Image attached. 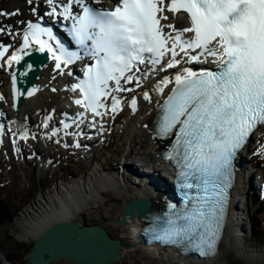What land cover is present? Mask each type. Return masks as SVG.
Wrapping results in <instances>:
<instances>
[{"label":"snow or ice","instance_id":"6c2138e0","mask_svg":"<svg viewBox=\"0 0 264 264\" xmlns=\"http://www.w3.org/2000/svg\"><path fill=\"white\" fill-rule=\"evenodd\" d=\"M47 2L52 6L48 15L73 21V38L94 60L84 78L72 85V91L79 89L82 94L75 103L94 116L104 114L101 108L107 111L102 97L113 91H131L122 88V79L127 83L135 79L139 87V77L126 74L133 69L139 71L138 65L146 59L155 69L167 53L171 54L167 68L180 63L176 59L180 53L192 61L200 56L215 58L217 71L184 68L176 74L171 93L158 105L156 134L162 138L175 136L166 158L179 169L180 187L189 191H185L183 207L170 205L145 232L152 240L175 246L185 254L205 258L216 255L226 218L228 189L234 180L233 161L249 137L264 126V0H169L167 4L165 0H120L114 10L93 7L85 0H66L59 12L54 0ZM100 2L95 0L96 4ZM74 4L80 6V13H73ZM165 11L186 13L190 27L177 30L172 24H161L168 20ZM17 14L18 10L0 13ZM165 27L171 28L175 36L165 33ZM4 31L0 28V32ZM184 33L193 35L185 38ZM8 34H12L11 30ZM45 36L47 39H43ZM54 39L50 29L28 21L23 45L8 56L7 66L11 69L13 64L21 65L29 54L26 50L33 45L37 51L50 53L57 69L62 63L67 66L80 58L58 39L54 47L49 42ZM10 47L0 44V60ZM196 50L199 54H190ZM23 69L10 72L14 99L24 94L17 88L18 75L26 77L32 65L25 62ZM112 81L114 88L109 86ZM169 83L172 80L165 77L154 90L163 94ZM144 99H151L148 92ZM119 105L120 100L112 96L111 110L116 112ZM131 107L135 111V98ZM78 115L82 117L83 113ZM191 190H195L194 195Z\"/></svg>","mask_w":264,"mask_h":264},{"label":"bare ground","instance_id":"6f19581e","mask_svg":"<svg viewBox=\"0 0 264 264\" xmlns=\"http://www.w3.org/2000/svg\"><path fill=\"white\" fill-rule=\"evenodd\" d=\"M7 5L10 7H8L9 11H6V13H12L13 11L18 10V14L15 17L10 15H0V19L4 24L3 27L7 29H18V27H20V29H23L26 26L27 21L31 20L28 13L29 7L24 3L23 0H7ZM166 16H168V14ZM14 20L16 21V24L13 22ZM163 23L165 25L172 24L175 26V28H177L178 24H185L184 19L180 16H177L172 23L169 20H163ZM165 30L168 31V28L165 27ZM17 37H22V35H17ZM3 38L7 39V37H4V35H0V40ZM210 58L212 59V57ZM4 69V76L1 77L3 80L2 89L5 91L6 95H8L9 85L6 76L7 73L13 69V66L11 69L8 66ZM74 76H76V74H74ZM68 81L72 80L71 77H68L65 72L62 73L60 69L57 72H54L51 68H49V66H47L44 71L39 73V76L35 80V83L39 85L38 92L23 102L21 108L19 109L18 116L24 117L25 114L32 113L35 110L43 111L45 103L53 106L56 100V107H63L62 101L56 99L57 96H61V92L58 93L59 95L47 92L52 91L51 89L54 87H60L63 90L67 89V91L62 92H64L63 95L65 98L69 100L68 96L71 93V87ZM145 92L148 91L145 90L140 94L135 93L132 96H128L125 105H129V112H123L122 109L119 112H113L110 110L108 113H105L103 116L97 118V121L100 125H102V123H110L111 121L115 122V127L113 130L117 132L119 136L117 137L116 142L120 146L126 145L127 147L126 148L125 146H122L123 152L125 153V160L123 162L125 169L124 177H126V175L131 176V174L135 175L133 171L129 170L130 167L134 168V170L137 167L144 168V177L141 178V176H139V181H135V178L133 182H121L117 177L112 175L111 172L107 173L103 164L98 163L100 161H95L92 159L91 163L89 162L88 164V166L91 165L92 168L84 173L86 174L88 172L86 175L74 179L73 181H65L64 179H61L47 192H39V198L34 200L35 202L32 201L29 203L22 211V216L17 218L18 222H15L16 225L19 223V231L16 234L17 239L22 241L28 239L34 240L46 226L57 221H75L79 223L80 226L89 225L92 224L91 222L97 221V223L106 229L109 235H113L115 238L120 239L123 243L122 250H120V260L111 264L137 263L136 257L132 254L134 251L139 252L142 259L146 261L145 264H153L152 262L158 258L161 260H168L171 263L177 262L178 264H183V261H181L180 258H178L177 255H175V253L172 251L162 250L161 255L158 256L159 253H156V248L148 247L141 242H138V237L136 236V230H140L138 225H141L140 218L142 216L140 215L138 211L139 208L136 206L134 201H147L148 210H157L163 205L160 203L164 201L162 200V196L156 192V189L166 191L169 190L168 186L171 184L170 180L165 177L164 174H162L163 169H165V171L167 169L165 167H159L161 163L158 162V157L154 155L157 152L154 151L155 147L157 149H162L165 145H163V143L160 141H154V138L150 135V130L153 128V118L156 114L155 109L157 104L161 102L162 98L157 99L153 97L152 94H150L151 99L145 101L143 99ZM133 98L136 100L135 111H133L131 107V100ZM66 99L64 101H66ZM8 100L9 97H7L6 101ZM22 121L24 120L22 119ZM137 125L140 128L136 130L135 128H137ZM255 135L258 137L264 135V129L258 130L255 132ZM42 140L43 145L49 144V142L45 139ZM136 147H139L141 151L137 153L135 150ZM258 149L260 152L264 151L263 140L259 143ZM48 150V157L43 160L40 167L44 173L47 172V159H49L53 164L56 162V159L52 157V150ZM36 151L38 154H43L42 148H36ZM128 153H136L138 155V160H130L127 157ZM118 155V153L115 154V156ZM151 164H153L154 172L157 174L153 177L148 175L149 170H147V168L152 167ZM242 171H246L245 175L247 181L249 184H251L253 178L251 179L250 172H247V169L244 168ZM166 173L171 174L168 170ZM150 178L154 181L156 188L146 185H136L137 183H143L145 179ZM241 184L237 186L236 198L238 195H242L243 193V188L240 187ZM172 198L174 199V196H172ZM163 199H165V197H163ZM237 202L239 208L242 207V209H237V211H235L233 214L235 218H230L229 226L227 227L225 236L219 246L218 253L214 257L206 260L201 259L197 261H191L187 259V262L184 260L185 264H214L215 262L220 261L223 258L222 255L227 254V252H229V250L234 245L237 247L238 254L244 255L248 263L254 264L256 259L264 260V248L246 244L244 239H242V234H240V231H242V225L241 221L238 220L241 218V216L245 215V212L248 219H252V217L248 212L249 209L247 206L244 203L239 202V199ZM128 206L133 209V217L130 215H123L124 210H126ZM141 206L142 205L139 207ZM84 214H87L91 217L89 224L84 223L85 220L82 218ZM119 220H126L127 222L125 225H122L118 223ZM12 225L13 222L10 225L5 224L2 227L0 226V232L4 233V231L8 228H11ZM253 233L254 232L251 229L249 231V238L251 240L255 238ZM255 239L258 241H263L261 238ZM249 250H252V252L246 256ZM176 258L178 260H176ZM59 261L60 260L54 261L52 263ZM64 261L72 263L68 260ZM138 264L141 263L138 262Z\"/></svg>","mask_w":264,"mask_h":264},{"label":"rangeland","instance_id":"374dc122","mask_svg":"<svg viewBox=\"0 0 264 264\" xmlns=\"http://www.w3.org/2000/svg\"><path fill=\"white\" fill-rule=\"evenodd\" d=\"M8 7L10 6L7 5V0H0V13H6V11L8 12ZM13 22L16 24L15 20ZM0 25L1 27L3 26L1 20ZM1 82H3L2 79ZM125 111L126 113L129 112L128 107L124 108V112ZM19 119L22 120L24 119V117L19 116ZM114 127L115 124L113 126V129ZM105 134L106 138L101 143L95 144V148L97 149V151H99V156L95 159L93 158V160L100 161L98 163L103 164L107 173L111 172V174L115 176L116 170H114V168L112 167H117L114 166L115 164H117V162H121L120 164L124 162L125 153L123 152L122 146L126 147V145H118L116 139L119 136L114 130L111 129V132L108 130ZM262 140L264 143V135L260 137L255 135L252 138L253 159H250L246 156L244 157V161L246 163L245 165L246 167H248L247 172H250L251 179L253 178V181L254 178H259V176L254 177V175L257 174H255V171H257L258 174L260 173L264 178V151L260 152L258 149L259 143L262 142ZM61 146L62 145L59 143H49L48 145H43L41 140L36 139L30 140L26 143L22 142L21 149H18L19 155H10L12 149H9L11 151L2 149L0 150V203H5L9 209L8 216L0 224V226L2 224L10 225L13 222L11 228L6 229L4 233L0 232V264H28V253L32 246L33 239L24 241L17 239L16 234L19 231V223H17L16 225L15 222L17 221L18 217L22 216V211L26 208V206L32 201L39 198V192H47L64 177L69 180L70 178L67 177L69 176V174L77 175V178L82 177L83 175H86L88 173L87 172L86 174H84L87 170L92 168L91 165L87 167L90 160L92 159L86 157L83 154H75V156H72L68 152L65 153ZM36 148H42L43 154L36 153ZM48 149L52 150L51 154L52 157L56 159V162L53 164L49 159H47V172L44 173L42 168L40 167L43 160L48 157ZM135 150L137 153L141 151L139 147H136ZM116 153H118L119 155L115 156ZM128 154L127 157L130 160H138V155L136 153ZM122 165L124 166V164ZM106 166H108V169ZM129 170L134 172L135 175L130 173V178H136L135 181H139V176H141V178L144 177L143 174L145 169L142 167H137L135 170L134 168L130 167ZM147 170H150V168H147ZM53 179H56V182L53 183ZM125 181L128 182V180ZM255 182L257 183L258 181L255 180ZM262 185L260 187H262ZM257 187L258 186H256V188ZM248 212L250 213L252 219H248L245 212V219L242 222L244 226V229L242 231L244 237H242V239H244L246 244L264 248V213L256 214V212ZM82 218L83 220H85V224H89L91 221V217L87 214H84ZM254 222L257 223L255 231H253L254 237L261 238L263 241H258L255 238L251 240L249 238V231L252 229L251 224ZM91 223L92 224L89 225L99 224L97 223V221ZM110 236L115 238L113 235ZM132 254L136 257L137 263L134 262L129 264H138V262L141 264H145L146 261L142 259L138 251H134V253ZM222 257L223 258L220 261L215 262L214 264H250L245 257L235 251V248H231L229 252H227V254L225 255H222ZM152 263L178 264L177 262L171 263L168 260H161L159 258ZM52 264L72 263L60 260L59 262ZM254 264H264V260L256 259Z\"/></svg>","mask_w":264,"mask_h":264},{"label":"water","instance_id":"95a60500","mask_svg":"<svg viewBox=\"0 0 264 264\" xmlns=\"http://www.w3.org/2000/svg\"><path fill=\"white\" fill-rule=\"evenodd\" d=\"M21 65H17L14 71L24 70L23 64L32 65V70L26 77H19L17 88L23 95L13 97L11 77L9 75V87L14 111L17 112L25 99L36 94L38 86L35 83L40 71L46 66L48 57L45 52L36 49L27 51ZM36 89L33 95H27L28 91ZM139 208L142 217H147L152 210H148L146 201H134ZM142 205L141 207H139ZM125 216H134L130 206L124 210ZM126 220L118 223L125 225ZM142 234L138 240H142ZM123 243L120 239L112 238L100 224L80 226L79 223L70 220H62L46 226L33 240L28 253V264H51L58 260H68L75 264H111L120 260V250Z\"/></svg>","mask_w":264,"mask_h":264},{"label":"trees","instance_id":"16d2710c","mask_svg":"<svg viewBox=\"0 0 264 264\" xmlns=\"http://www.w3.org/2000/svg\"><path fill=\"white\" fill-rule=\"evenodd\" d=\"M254 202L258 204L259 207H261V203L256 201V197L254 199ZM8 206L5 203H0V224L5 220V218L8 216Z\"/></svg>","mask_w":264,"mask_h":264}]
</instances>
